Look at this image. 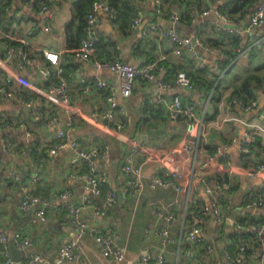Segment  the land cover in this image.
<instances>
[{"label": "crops", "instance_id": "obj_1", "mask_svg": "<svg viewBox=\"0 0 264 264\" xmlns=\"http://www.w3.org/2000/svg\"><path fill=\"white\" fill-rule=\"evenodd\" d=\"M12 1L13 12L21 11L22 17L15 19L9 14L0 25L11 29L16 37L33 29L31 50L49 49L59 55L68 82L70 103L75 110L71 138L86 150L98 147L107 152L106 157L97 160L107 173V181L95 191L78 176L87 170V165L77 158L70 146H60L55 153L51 151L58 144V129L67 130L65 124L69 114L48 93L47 85L41 82L36 70L17 68L14 64L6 70L0 65V84L10 76L13 78L11 90L33 100L30 107L0 100V233L6 237L12 264H18L29 254L45 255L47 264H108L100 245L89 233L78 234L77 259L59 261L58 249L72 240L76 232L65 220L63 210L48 211L45 222L37 217L36 211L54 192L64 190L70 192V202L77 203L86 195L99 206L104 205L108 190L117 191L118 201L106 215L94 216L87 211L83 218L89 224L108 225L118 230L117 242L126 249L127 256V261L119 264H130L129 260L141 253L158 254L161 240L151 226L166 227L174 236L175 242L165 252L168 264H176V261H180L179 264H227L224 258L226 244L232 240L239 243L249 240V230L240 229L238 225L264 223V205L254 209L244 207L262 184L260 177L251 178L247 171L264 163V45L250 42L252 33L264 35V24L249 30V14L258 0L235 11V0H164L162 15L157 13L155 0H127L135 14L137 8L143 10V27L157 23L192 37L197 42L199 58L186 51L177 56L168 41L157 40L154 34L145 33L143 27L131 30L129 24L123 29L114 11L116 18L109 12L100 11L95 27L99 41L93 50L96 58H119L135 66L153 62L163 67V70H157L159 80H173L181 70L192 80L190 88L179 87L174 92L161 91L154 82L142 79L136 81L130 96L122 97L118 91L117 102L127 115V127L120 136L106 128L107 120L96 123L90 117L93 111L107 109L106 92L97 88L96 79L115 84L118 81L113 72L78 59L75 56L78 46L69 48L67 45L65 27L72 19L76 0H52L49 7L51 33L44 31L43 18L29 12L23 6V0ZM241 3L243 0L239 1ZM66 12L68 17L61 21L63 41L58 39L55 44L56 18L66 16ZM192 15H195L194 20ZM235 29L239 34L233 32ZM248 78L257 106L249 111L238 107L229 109L228 100L243 94L241 87ZM175 94L184 103L197 105L204 120L203 127L188 120L169 118L167 104ZM53 114L61 120L60 128L46 124ZM248 134L253 140L249 152L243 153L241 144ZM186 144L192 147V153L185 150ZM218 149L222 150L225 159L219 158L205 169L208 186L213 189V193H208L194 177L201 164ZM128 156L137 164L143 163L148 156L153 159L145 164V175L162 169L182 172V189H152L145 180L143 193L139 198H133L121 174ZM225 160L230 162L231 170L226 167ZM12 173L25 174L26 178L10 179ZM226 186L230 187L227 194L231 209L224 220L193 215L196 206L211 205ZM28 195H36L40 201L22 213L19 203ZM175 200L177 205L165 216L153 212L154 203L170 204ZM233 211L238 213L236 218L231 215ZM195 226L201 227L202 236L213 245L214 251L209 254L204 245H197L191 258L187 259L183 252L188 245L183 236ZM226 226L231 230L227 231ZM18 232L29 240L25 250L14 245V236ZM5 253L0 243V264H9ZM252 261L260 264L249 255L243 264Z\"/></svg>", "mask_w": 264, "mask_h": 264}, {"label": "built area", "instance_id": "obj_2", "mask_svg": "<svg viewBox=\"0 0 264 264\" xmlns=\"http://www.w3.org/2000/svg\"><path fill=\"white\" fill-rule=\"evenodd\" d=\"M52 0H23V6L29 11L38 14L43 18V29L46 33L53 31L51 20L52 15L49 12V7ZM157 5L158 15L164 12V0H155ZM100 11L112 13L108 0H98L95 2L87 17L86 25L84 28V35L80 39L75 56L84 62L92 63L96 68L108 70L117 76V84L109 82L104 79H96V86L103 89L107 95V109L100 111L96 110L91 112L90 117L96 122L107 120L108 126L106 128L111 130L116 135H122L127 127V115L125 109L117 102V92L119 91L122 97L131 95L136 81L142 79L145 82H154L158 89L164 92H174L179 87L192 86V80L186 71L181 70L177 73L175 78L170 81L157 79V70H163V67L157 66L156 63H148L144 66H135L131 63L124 62L119 58H96L93 55L95 45L99 41V37L95 32V27L98 23V15ZM205 13H208L205 12ZM218 13V12H217ZM9 14L15 19L22 17L21 11L13 12V1L0 0V23L3 19L7 18ZM220 15V14H219ZM222 17V15H220ZM194 20L195 15H192ZM144 12L141 8L136 9V14L130 23L131 30H137L142 26ZM264 24V0H258L255 8L249 14V30L257 28ZM145 33H152L156 36L157 40H166L172 45L173 52L180 56L184 51L192 53L195 57L199 58L197 53V42L190 36H185L178 33L174 29H165L157 23H152L143 27ZM239 34L238 29L233 30ZM35 31L28 29L25 34L16 37L14 32L7 27L0 25V46L3 50V57L0 58V65L6 70L9 69L11 64L17 68L27 69L33 68L39 75L41 82L45 83L48 87V93L56 98V102L63 106L64 110L69 114V118L65 124L66 131L58 129L57 140L58 144L51 148L55 153L60 146L68 145L76 153L77 158L87 165V170L78 174L79 177L84 178L89 185L96 191L101 185L107 181L106 171L98 164L97 160L106 157L107 152L104 149L93 147L90 150L82 148L75 140L71 138V132L75 128L74 121V107L70 103V94L68 89V82L64 76V69L59 63V55L49 49H38L33 52L31 50L30 40L34 36ZM250 42L255 44L264 45V35L252 33ZM13 78L7 76L5 81L0 84V100H6L13 103H21L27 107L32 106L33 100L26 99L23 96L16 94L10 88ZM118 86V89H117ZM256 99L245 100L239 95L232 96L228 102L227 107H238L243 111H249L257 106ZM167 108L169 111V118L173 121L188 120L197 123L203 127V117L199 115L197 105L195 103H184L181 97L177 94L173 95L172 99L168 102ZM48 126H57L60 128L61 120L55 114L46 120ZM253 136L248 134L241 144L243 153H248L251 147ZM185 150L192 153L193 149L190 145H185ZM23 153V152H20ZM222 150H216L200 168L197 170L194 179L198 184H202L208 193H213V189L208 186V180L205 176V169L207 166L218 160L224 158ZM225 159V158H224ZM194 160H196V151L194 153ZM153 161L151 157H146L143 163L137 164L132 161L130 156L121 167V174L124 179L126 187L133 198H139L143 193L145 180H148L150 188H173L181 190V179L183 174L180 171L162 169L157 173L150 176L145 175V164ZM226 167L231 170V164L225 160ZM247 175L251 178L260 177L262 179L261 186L258 187L253 198L248 199L244 207L246 209H254L264 205V163L258 164L256 167L247 171ZM25 174L10 175V179L24 180ZM222 189V188H221ZM230 187L226 186L223 189L222 195L213 201L211 205H198L193 209V215L197 218L213 216L217 221L224 220L230 209L231 205L228 200L227 191ZM70 192L68 190L54 192L48 200L36 211L37 217L45 222L47 219V212L50 210H63L64 218L70 223L73 230L81 235L89 233L100 245L102 256L107 260L108 264H119L127 261L126 249L118 244L119 237L118 230L115 227L103 224H89L83 215L87 211H91L94 216H104L109 209L117 203L118 193L114 190H108L103 206H99L93 202L91 198L84 195L82 199L73 203L69 201ZM39 197L36 195H28L24 197L19 203V209L22 213H26L39 204ZM177 205V200L170 204L154 203L152 205L153 212L158 216H165L166 213ZM170 217V216H169ZM240 229H248L250 232L249 240L244 243L230 241L224 248V258L227 264H243L247 255L258 260L260 264L264 263V223L250 222L247 224H239ZM151 230L160 237L161 249L155 256L149 253H141L129 260L130 264H168L165 259L166 248L175 242L174 236L168 228H160L151 226ZM202 229L199 226L193 227L184 236L183 240L188 245V248L183 252L184 257L191 258L193 248L197 245H204L207 253L214 251L213 245L201 234ZM0 243L6 250L7 262L14 263L8 253V246L6 244V237L0 233ZM14 245L20 250H25L29 245L28 238L22 236L21 233H16L14 236ZM79 242L77 239L67 241L58 249L59 261H72L77 259V249ZM18 264H47L49 263L47 257L41 254H29L17 262ZM180 261H176L179 264ZM183 264H187L183 262Z\"/></svg>", "mask_w": 264, "mask_h": 264}, {"label": "trees", "instance_id": "obj_3", "mask_svg": "<svg viewBox=\"0 0 264 264\" xmlns=\"http://www.w3.org/2000/svg\"><path fill=\"white\" fill-rule=\"evenodd\" d=\"M97 1L98 0H76L72 19L65 27L66 42L69 48H75L78 46L80 39L84 35L86 17L92 5ZM239 1L235 0V5L233 6L234 11L239 10L245 4L251 5L254 2V0H243V3L239 4ZM108 2L111 10L117 15V20L121 24V27L125 29L127 26H129L133 18V14H135V9H133L127 0H108ZM249 80V78L246 79V82H244L243 86L241 87L243 94H239V96L245 100L253 99V94L249 89ZM213 153L214 152H212V154Z\"/></svg>", "mask_w": 264, "mask_h": 264}, {"label": "rangeland", "instance_id": "obj_4", "mask_svg": "<svg viewBox=\"0 0 264 264\" xmlns=\"http://www.w3.org/2000/svg\"><path fill=\"white\" fill-rule=\"evenodd\" d=\"M67 14H68V12H66V16L63 15V16H58L56 18V27H58V31H57V33L55 35V37H56L55 44H57V41L59 42L58 39H60L61 41H63V38L61 37V35H62L61 34L62 33V31H61V25H62L61 24V21H63L64 19H66L68 17ZM59 36L61 38H59ZM231 215H232L233 218H236L238 216V213L236 211H233L231 213ZM226 229H227V231H230L231 230V227L230 226H226ZM250 264H257V262L256 261H252Z\"/></svg>", "mask_w": 264, "mask_h": 264}, {"label": "water", "instance_id": "obj_5", "mask_svg": "<svg viewBox=\"0 0 264 264\" xmlns=\"http://www.w3.org/2000/svg\"><path fill=\"white\" fill-rule=\"evenodd\" d=\"M146 175L149 176V175H150L149 172H147ZM77 237H78V234L76 233V236L73 237V239H77ZM12 250H13L14 254L17 253V251L15 250V247H14V246H12ZM15 252H16V253H15ZM14 260H15V261H18L19 259H18V258H14ZM263 264H264V263H263Z\"/></svg>", "mask_w": 264, "mask_h": 264}]
</instances>
